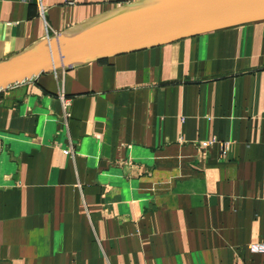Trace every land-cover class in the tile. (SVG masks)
<instances>
[{"label": "crops", "instance_id": "obj_1", "mask_svg": "<svg viewBox=\"0 0 264 264\" xmlns=\"http://www.w3.org/2000/svg\"><path fill=\"white\" fill-rule=\"evenodd\" d=\"M135 1L0 0V62ZM211 138L200 155L194 142ZM252 244H264V21L0 92V264H264Z\"/></svg>", "mask_w": 264, "mask_h": 264}, {"label": "water", "instance_id": "obj_2", "mask_svg": "<svg viewBox=\"0 0 264 264\" xmlns=\"http://www.w3.org/2000/svg\"><path fill=\"white\" fill-rule=\"evenodd\" d=\"M264 21V0H137L0 62V92L41 74Z\"/></svg>", "mask_w": 264, "mask_h": 264}, {"label": "built area", "instance_id": "obj_3", "mask_svg": "<svg viewBox=\"0 0 264 264\" xmlns=\"http://www.w3.org/2000/svg\"><path fill=\"white\" fill-rule=\"evenodd\" d=\"M38 1V0H37ZM39 13L42 16V9L40 7L39 9ZM57 72V71H56ZM54 72L53 74L55 75ZM56 98L59 102V106H60V124L65 128L67 125V119L69 117V104H70V100L68 98L65 97L62 86H58L57 87V91H56ZM215 143V140L213 138L209 139V140H200L197 142H194V146L197 148V150L199 151L200 155H204L207 151V149L212 146ZM226 144L222 145V148L225 149ZM63 153H70L71 152L68 150L64 151ZM224 151L222 149L221 155H223ZM251 252L254 253H264V244H252L249 247Z\"/></svg>", "mask_w": 264, "mask_h": 264}, {"label": "trees", "instance_id": "obj_4", "mask_svg": "<svg viewBox=\"0 0 264 264\" xmlns=\"http://www.w3.org/2000/svg\"><path fill=\"white\" fill-rule=\"evenodd\" d=\"M101 61H104V60H100L99 62H101Z\"/></svg>", "mask_w": 264, "mask_h": 264}]
</instances>
